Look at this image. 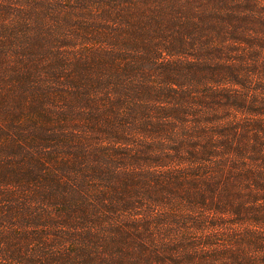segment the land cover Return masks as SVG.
Returning <instances> with one entry per match:
<instances>
[{
  "label": "trees",
  "instance_id": "trees-1",
  "mask_svg": "<svg viewBox=\"0 0 264 264\" xmlns=\"http://www.w3.org/2000/svg\"><path fill=\"white\" fill-rule=\"evenodd\" d=\"M0 264H264V0H0Z\"/></svg>",
  "mask_w": 264,
  "mask_h": 264
}]
</instances>
